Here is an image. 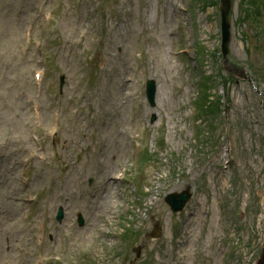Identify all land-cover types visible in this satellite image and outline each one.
Segmentation results:
<instances>
[{
  "label": "rangeland",
  "instance_id": "rangeland-1",
  "mask_svg": "<svg viewBox=\"0 0 264 264\" xmlns=\"http://www.w3.org/2000/svg\"><path fill=\"white\" fill-rule=\"evenodd\" d=\"M230 3L227 70L218 0H0V264H256L264 0Z\"/></svg>",
  "mask_w": 264,
  "mask_h": 264
},
{
  "label": "water",
  "instance_id": "water-1",
  "mask_svg": "<svg viewBox=\"0 0 264 264\" xmlns=\"http://www.w3.org/2000/svg\"><path fill=\"white\" fill-rule=\"evenodd\" d=\"M230 6H231L230 0H220L222 50H223L224 57L227 53V44L230 38V33H229L230 23L228 20ZM154 91H155L154 82L148 81L146 93H147L148 99L151 102V104L153 103ZM189 197H190V193L187 189L186 191H183L181 194L168 196L167 202L170 204L171 208L175 211V210L181 209ZM79 223L80 224L82 223L81 218H79ZM263 262H264V250L257 264H263Z\"/></svg>",
  "mask_w": 264,
  "mask_h": 264
},
{
  "label": "bare ground",
  "instance_id": "bare-ground-1",
  "mask_svg": "<svg viewBox=\"0 0 264 264\" xmlns=\"http://www.w3.org/2000/svg\"><path fill=\"white\" fill-rule=\"evenodd\" d=\"M103 194H104V195H103V196H104V198H107V193H106V192H104Z\"/></svg>",
  "mask_w": 264,
  "mask_h": 264
}]
</instances>
